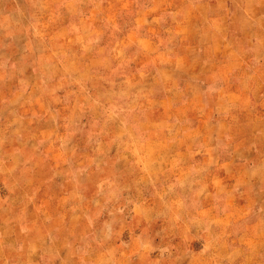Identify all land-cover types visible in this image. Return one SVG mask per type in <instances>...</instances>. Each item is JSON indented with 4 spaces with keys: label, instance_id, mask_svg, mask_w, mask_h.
Instances as JSON below:
<instances>
[{
    "label": "rangeland",
    "instance_id": "rangeland-1",
    "mask_svg": "<svg viewBox=\"0 0 264 264\" xmlns=\"http://www.w3.org/2000/svg\"><path fill=\"white\" fill-rule=\"evenodd\" d=\"M0 264H264V0H0Z\"/></svg>",
    "mask_w": 264,
    "mask_h": 264
}]
</instances>
